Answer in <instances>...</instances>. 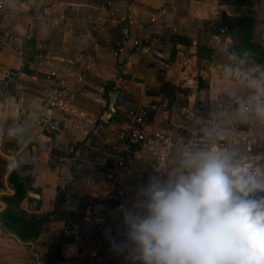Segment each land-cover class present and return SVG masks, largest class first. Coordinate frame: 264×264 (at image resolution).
<instances>
[{
  "label": "crops",
  "instance_id": "obj_1",
  "mask_svg": "<svg viewBox=\"0 0 264 264\" xmlns=\"http://www.w3.org/2000/svg\"><path fill=\"white\" fill-rule=\"evenodd\" d=\"M7 1L1 59L12 78L0 82V158L8 162L0 177V192L6 191L0 228L20 239L12 218H43L34 239H20L32 243L43 263L49 244L63 238L55 264H127L110 243L121 238L118 209L150 176L167 177L186 152H235L264 166V121L252 113L257 96L245 79L264 72V62L232 59L230 51L234 18L243 13L252 16L253 40L264 47V0ZM223 24L230 31L219 32ZM198 46L212 50L208 59L205 51L198 57ZM56 81L65 104L50 115L63 120L48 131L39 117L48 114L44 101ZM164 84L170 87L151 92ZM116 98L119 112L154 110L145 140L133 150L120 133L132 115L114 118ZM157 134L162 138L153 139ZM120 152L131 155L109 170L107 181L101 168ZM11 158L23 166L20 201L9 182L14 169L7 177L13 191L4 186ZM69 211L71 228L61 215ZM29 249L0 234V264H38Z\"/></svg>",
  "mask_w": 264,
  "mask_h": 264
},
{
  "label": "clouds",
  "instance_id": "obj_2",
  "mask_svg": "<svg viewBox=\"0 0 264 264\" xmlns=\"http://www.w3.org/2000/svg\"><path fill=\"white\" fill-rule=\"evenodd\" d=\"M245 79L257 96L252 113L264 121V72ZM8 134L15 138L16 129ZM19 166L10 159V169ZM118 212L121 238L110 243L127 264H264V166L235 152L184 153Z\"/></svg>",
  "mask_w": 264,
  "mask_h": 264
},
{
  "label": "trees",
  "instance_id": "obj_3",
  "mask_svg": "<svg viewBox=\"0 0 264 264\" xmlns=\"http://www.w3.org/2000/svg\"><path fill=\"white\" fill-rule=\"evenodd\" d=\"M225 25V24H224ZM253 25L254 21L252 16H250L247 13H243L239 16H236L233 21V42L230 48L231 53H236L239 55L244 56L245 50H247L250 55L247 57H250L254 64H259L264 62V47H262L260 44L255 42L253 40ZM205 51L206 57L209 58L210 53L212 52L211 49L206 48L204 46H198L197 47V55L202 59V52ZM170 86L168 84H164L161 88H158V90H152L151 92L153 94H157L162 90H165L169 88ZM113 86L109 84L108 86L104 88V95L106 100L108 101L107 92L108 90H111ZM149 93V92H147ZM119 106H118V99L116 98L114 103V118L117 120H122L125 118L126 114L136 111V107L132 108L129 107L125 110L121 109L122 112H119ZM154 113V110L147 109L146 114L149 118H152ZM130 147L133 150V145H130ZM131 155V152H120V157L122 159L127 158V155ZM113 160H107L101 168V172L104 175V179L107 181H111L113 176L110 174L108 167L112 165ZM8 166V162L6 160H3L0 158V177L2 176V173L5 171L6 167ZM23 169V166H19L18 168L14 169L10 176H9V182L13 185L15 188V195L14 198L17 201H20L26 194V190L24 188L23 183L19 180L18 175L20 170ZM111 175V176H110ZM73 176V171H72ZM56 205H59V198L56 199ZM62 217H64L67 221V227L71 228L73 225V213L72 212H62ZM15 223H20V228L16 229L15 232L18 235V237L22 240H28V239H34L37 235V232L41 226V222L43 221V218L36 219L33 223H30L21 217H14L11 219ZM69 238V237H68ZM66 243V241L63 240V238H60L57 241L51 242L48 247V251L46 252L44 256V263L45 264H55L62 260V253H61V246Z\"/></svg>",
  "mask_w": 264,
  "mask_h": 264
},
{
  "label": "built area",
  "instance_id": "obj_4",
  "mask_svg": "<svg viewBox=\"0 0 264 264\" xmlns=\"http://www.w3.org/2000/svg\"><path fill=\"white\" fill-rule=\"evenodd\" d=\"M9 11L8 1L0 0V82L4 80H9L12 78V73L5 68L2 62V50H3V33L1 28V22L5 15ZM228 30L227 25H221L219 27V32L224 33ZM114 104L115 99H111ZM47 108L48 114H42L39 117L40 125L48 131H56L61 127L62 124V114H59L57 118L52 119L50 113L57 110L59 113L62 111L65 104V92L64 87L59 81L54 82L52 90L49 97L44 101ZM249 110V106L244 105L243 110ZM132 115L130 122L125 128L121 130V138L127 142V145H139L145 140V135L143 133V127L148 123L149 117L146 112L136 110L130 113ZM162 135L157 134L153 139H161ZM247 149L250 150L248 146ZM125 162L124 159L119 158L116 162H112V165L108 167V170L113 168L115 165H122ZM110 172V171H109ZM111 174V173H110ZM111 176V175H110Z\"/></svg>",
  "mask_w": 264,
  "mask_h": 264
},
{
  "label": "water",
  "instance_id": "obj_5",
  "mask_svg": "<svg viewBox=\"0 0 264 264\" xmlns=\"http://www.w3.org/2000/svg\"><path fill=\"white\" fill-rule=\"evenodd\" d=\"M12 159V158H11ZM11 170L12 169H8L7 170V172L5 173V175H4V177H3V181H4V186H5V188L9 191V190H11V191H13L10 187H9V185H8V182H7V177H8V175H9V173L11 172ZM4 193H6V191H4V192H0V194H4ZM31 195H34V193L33 194H31ZM4 202H2V201H0V211L4 208ZM0 234H2V235H11L12 237H14L15 239H16V241L19 243V244H23V245H28L29 246V250H30V253L35 257V259H36V262L38 263V264H44L39 258H38V256H37V254L33 251V246H32V243L30 242V241H21L20 239H18L14 234H11V233H6V232H4L3 230H1V228H0Z\"/></svg>",
  "mask_w": 264,
  "mask_h": 264
},
{
  "label": "rangeland",
  "instance_id": "obj_6",
  "mask_svg": "<svg viewBox=\"0 0 264 264\" xmlns=\"http://www.w3.org/2000/svg\"><path fill=\"white\" fill-rule=\"evenodd\" d=\"M231 3L234 4V3H237L239 4L240 3V0H231ZM235 13V12H234ZM228 30L230 31V26L228 27ZM227 30V31H228ZM219 34V32H217Z\"/></svg>",
  "mask_w": 264,
  "mask_h": 264
}]
</instances>
